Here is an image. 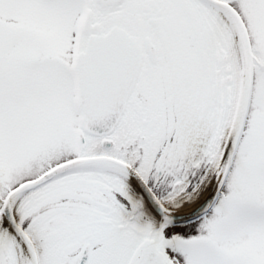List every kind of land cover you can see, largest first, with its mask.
<instances>
[{
	"label": "snow or ice",
	"instance_id": "6c2138e0",
	"mask_svg": "<svg viewBox=\"0 0 264 264\" xmlns=\"http://www.w3.org/2000/svg\"><path fill=\"white\" fill-rule=\"evenodd\" d=\"M0 264H264V0H0Z\"/></svg>",
	"mask_w": 264,
	"mask_h": 264
}]
</instances>
